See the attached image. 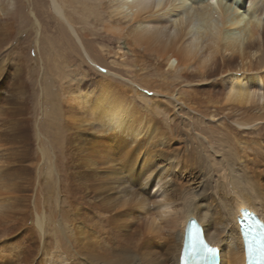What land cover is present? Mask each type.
<instances>
[{
    "label": "bare ground",
    "instance_id": "6f19581e",
    "mask_svg": "<svg viewBox=\"0 0 264 264\" xmlns=\"http://www.w3.org/2000/svg\"><path fill=\"white\" fill-rule=\"evenodd\" d=\"M173 3L50 0L67 31L100 67L87 51L92 52L89 37L94 32L77 28L67 9L80 20L96 16L105 33L122 42L120 47L131 57V75L86 73L64 90L70 105L66 129L86 124L96 133L88 139L92 146L86 169L75 183L68 176L67 186L73 190L63 186L55 192L53 206L45 208L39 201L19 215L23 210L14 196V170L6 166L0 172V264H180L183 232L191 217L200 219L210 241L223 249L221 264H245L238 216L247 207L264 219V0H189L186 10L170 9ZM17 13L18 7L0 3V34L8 41ZM115 78L119 81L113 82ZM136 102L145 104L143 109ZM78 110L87 115H77ZM203 118L225 120L217 127L232 136L230 146L224 145L228 153L220 167L210 163L199 146L204 130H197L196 121ZM185 133V147H173ZM64 142L63 152L69 147L68 139ZM168 142L176 151L173 167L189 175L196 170L205 185L198 182L183 189L178 174L153 173L148 159L141 162L153 151H168ZM0 158L5 165L4 156ZM31 171L30 166L22 173ZM118 180L123 181L118 186L138 183L133 202L113 199L108 190L115 188L111 181ZM93 182L98 191H87V200L85 185ZM143 186L161 187L164 198L153 202L156 212L148 207L150 197ZM177 190L182 191L179 198ZM99 195L102 201H95ZM167 212V224L157 223L156 214ZM19 230L15 241L7 239Z\"/></svg>",
    "mask_w": 264,
    "mask_h": 264
},
{
    "label": "rangeland",
    "instance_id": "374dc122",
    "mask_svg": "<svg viewBox=\"0 0 264 264\" xmlns=\"http://www.w3.org/2000/svg\"><path fill=\"white\" fill-rule=\"evenodd\" d=\"M0 3H9V7L12 9L18 7L13 30L9 29L13 32L12 39L10 38L8 41L5 39L4 34H0V66L4 69V74L0 75V156H4L3 160L5 161V165L1 166L0 163V169L2 168L0 172L6 166L14 170V173L12 172L16 175V177L12 175L15 178L13 180L14 196H16L23 210L19 212V215H22L24 211L26 213L36 206L39 201L45 208L53 206V194L63 191V186L70 185L68 176L75 178L73 180V183H75L76 178L81 177L80 175L87 167V150L92 146L88 139L93 137L91 133L96 132L87 128L88 125L86 124L80 126V129L79 126L72 130L66 129L67 124L69 125L68 109L70 107L64 93L66 87L74 85L78 82V79L88 73L93 77H99L100 74H104V70L109 71V78H112L111 74L114 73H120L122 76L128 77L131 75L130 64L128 65L131 62V57L125 48L120 47L122 42L110 38V35L105 33L101 28V24H99V19L94 15L80 20L78 13H71L72 10L67 9L77 28L81 30L86 27L84 29L87 31L89 27L94 32V35L89 37L91 38L92 52L88 48L87 51L100 67L94 65L70 29L67 31V28H69L67 23H64V19L59 17L51 8L50 0H0ZM21 65L24 67L21 68ZM117 78L119 79V77ZM115 79H113V82L119 81ZM135 104L138 107L141 105L139 102ZM144 105H141L140 108L143 109ZM181 110L184 114L189 113L186 108ZM77 115L86 116L87 113L78 110ZM214 121L203 118L197 120L196 125L198 131H201L200 127L204 130L203 138L199 142L200 148L209 154L210 163L220 167L226 161L228 153V148H224V145L230 146L232 136H230L229 131L217 127L226 124L225 120L223 122ZM222 132L224 133L222 134ZM188 136L187 133H185V136L183 134L184 140L176 141L172 143V146L185 147L184 142ZM64 138L68 139L69 147L67 151L63 152ZM165 147H168L169 150L163 153L153 151L148 156H142L141 162L148 159L150 161L148 166L153 173L158 170L167 176L178 174L184 185L183 189L190 186L194 187L198 182L205 185L204 176L196 170H191L189 175L184 169L177 170L174 168L173 165L177 162L173 160V154L176 151L169 147V142ZM181 151L179 152L180 156L182 155ZM39 155H42V159L39 158ZM10 158H13L12 162H10ZM24 158L28 160L24 161ZM29 161L31 163L26 165ZM30 166L32 171L29 175L22 173L23 169L29 172ZM143 170L145 171V168ZM195 171L197 174H195ZM120 182L123 181L118 180L116 183L111 181L110 183L115 187L108 190L112 192L113 199L119 197V202H122L127 198L128 203L133 202L136 198L135 192L139 189L138 183L135 182L136 184L132 183L125 187L123 185L118 186L117 184ZM93 183V185H85L86 190L83 194L86 195L87 200L90 199V195L86 194L87 191L92 189L98 191L96 182ZM167 185L169 186V184ZM220 185L222 186L221 189H225L224 191L228 189L224 184L221 183ZM173 186L175 185H171V188ZM143 189L150 197L148 207L156 212L157 208L154 207L153 202L158 203L164 198L159 191L161 187L143 186ZM169 192H171L170 186L167 191L168 195ZM177 194L179 198L182 191L177 190ZM120 195L126 197L122 198ZM229 196L231 197L230 193ZM98 198L99 200L95 201H102L100 195ZM180 202L179 199L178 203L180 204ZM122 206L126 207V205ZM139 211L141 210L139 209ZM169 215V212L158 213L155 219L157 218V223H160V225L164 223L162 225L165 226ZM143 216L144 214L141 215V220L145 223L147 217ZM18 232L20 230L7 239L15 241L16 238L14 237L20 236ZM3 238L0 237L1 244L4 242Z\"/></svg>",
    "mask_w": 264,
    "mask_h": 264
},
{
    "label": "snow or ice",
    "instance_id": "6c2138e0",
    "mask_svg": "<svg viewBox=\"0 0 264 264\" xmlns=\"http://www.w3.org/2000/svg\"><path fill=\"white\" fill-rule=\"evenodd\" d=\"M190 4H189V0H175V3L171 4L169 7L170 9L172 8H181L183 10H186L187 7H189ZM203 250L206 252V253H213L215 250L212 249V248H209L207 245H204L203 246Z\"/></svg>",
    "mask_w": 264,
    "mask_h": 264
}]
</instances>
